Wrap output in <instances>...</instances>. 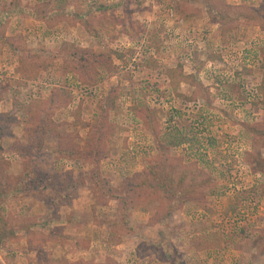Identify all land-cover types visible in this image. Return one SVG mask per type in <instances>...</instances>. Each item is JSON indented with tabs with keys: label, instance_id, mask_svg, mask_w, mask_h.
Here are the masks:
<instances>
[{
	"label": "rangeland",
	"instance_id": "obj_1",
	"mask_svg": "<svg viewBox=\"0 0 264 264\" xmlns=\"http://www.w3.org/2000/svg\"><path fill=\"white\" fill-rule=\"evenodd\" d=\"M3 98L0 264H264V0H0Z\"/></svg>",
	"mask_w": 264,
	"mask_h": 264
},
{
	"label": "trees",
	"instance_id": "obj_2",
	"mask_svg": "<svg viewBox=\"0 0 264 264\" xmlns=\"http://www.w3.org/2000/svg\"><path fill=\"white\" fill-rule=\"evenodd\" d=\"M7 40V38L4 36V41H6ZM156 117V119H158L157 118V116H155ZM169 143H173V142H169ZM163 145H160V148H161V150L163 149V147H162ZM159 147V146H158ZM172 146L171 145H169V148H171ZM166 148H167V146H166ZM64 155H66V150L65 149H63V150H60ZM163 155V154H162ZM67 156V155H66ZM68 159H71V158H73V156L71 155V153L69 154V156L67 157ZM172 172H174V170L173 171H170V173L171 174H169V175H167V176H163V175H161L162 174V171L161 170H159V167L158 168H154V167H152V168H150V172H149V175L152 177V186L154 187V188H156V189H165L166 191H170V190H173L174 189V183H173V181H174V177L172 176ZM33 173L35 174V172L33 171V172H30V177L31 176H33ZM89 180L91 181V183L93 184V188H95V182L97 183V185H98V189H99V187H101L102 188V190H103V188H105V186L103 185V180H102V178H101V174L99 175H95V176H90L89 177ZM74 186V185H73ZM108 191H112V189L111 188H109V190ZM62 194V197H61V199L64 197L65 198V196H64V194L63 193H61ZM100 196V194L96 191V192H94V197H96V200H100V199H102L101 197H99ZM139 206V205H138ZM120 209L123 211V212H127V207H125V211H124V208L123 207H120ZM3 226V221H2V218L0 219V227H2ZM0 241H1V239H0Z\"/></svg>",
	"mask_w": 264,
	"mask_h": 264
},
{
	"label": "crops",
	"instance_id": "obj_3",
	"mask_svg": "<svg viewBox=\"0 0 264 264\" xmlns=\"http://www.w3.org/2000/svg\"><path fill=\"white\" fill-rule=\"evenodd\" d=\"M17 12V11H16ZM17 13H21V12H17ZM12 15V14H11ZM5 16V15H4ZM22 17H24L23 15H21ZM27 16V18H33L34 20H41V21H43L44 20V18L41 16V17H37V15L33 12V14H32V17L30 16H28V15H26ZM7 19H9L8 17H7ZM11 19V18H10ZM5 20H6V18H5ZM13 23H11V25H12ZM5 37L6 38H10V37H13V35L12 34H10V33H8V31H6L5 32ZM2 44V43H1ZM3 45V44H2ZM4 98L1 100V102L0 103H4ZM0 113H3V111H0ZM21 174V173H20ZM91 193L92 194V197H94V192H93V190H91V189H87V193ZM93 205L95 204V203H92ZM107 206H101V208H106ZM78 208V206H77V202L75 203V209H77ZM86 208H88V206H86ZM95 208H97V207H91V211L93 210V209H95ZM98 208H100V207H98ZM89 209V208H88ZM74 210V209H73ZM72 210V211H73ZM66 223V222H65Z\"/></svg>",
	"mask_w": 264,
	"mask_h": 264
}]
</instances>
